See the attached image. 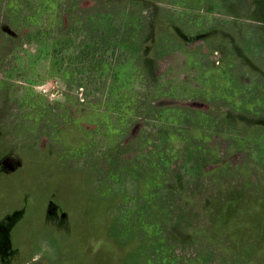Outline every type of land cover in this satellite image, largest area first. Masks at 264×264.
Returning <instances> with one entry per match:
<instances>
[{
  "label": "rangeland",
  "instance_id": "374dc122",
  "mask_svg": "<svg viewBox=\"0 0 264 264\" xmlns=\"http://www.w3.org/2000/svg\"><path fill=\"white\" fill-rule=\"evenodd\" d=\"M109 1L0 0V264H264V0ZM120 3L142 32L101 56L86 30ZM101 77L126 81L125 111ZM150 187L181 233L207 236L120 240Z\"/></svg>",
  "mask_w": 264,
  "mask_h": 264
},
{
  "label": "trees",
  "instance_id": "16d2710c",
  "mask_svg": "<svg viewBox=\"0 0 264 264\" xmlns=\"http://www.w3.org/2000/svg\"><path fill=\"white\" fill-rule=\"evenodd\" d=\"M9 1L10 0H6L7 4H9ZM187 2L191 3V0H187ZM103 3L104 2H101V5L99 6L100 9H102V10L110 8V5H112V6L114 5V2H111L109 0H106L105 4H103ZM205 3H206V0H195L194 4L197 7H199V9L202 10V9H205ZM132 6H133L132 3H129V4L120 3L119 7L116 10L124 11V14H122V15L116 14V19L118 20V22L116 24L109 25L108 27L106 26V28H103V29L94 27V28H88V30H86L88 32L87 37L91 36V33H94V34L99 33L100 34L97 37L96 36L95 37L98 40L97 48L101 49V54H100L101 56L106 53V50L108 48H111V52H114V49L117 46L122 47L123 45H125V47H126L128 45V42L130 41V38H128V32H132L135 30L139 34L142 32V26H141L142 25V23H141L142 14L138 13V11L137 12L132 11ZM89 25L92 26V22H90ZM87 47L89 48L88 44H87ZM115 62L116 61L111 62L110 65L105 64V66H103L104 69L103 70L100 69V70H102L100 73H104L105 67L107 65H109L108 66L109 76H111V78H112V75L116 73L115 70H113L115 67V64H116ZM112 64L114 67L112 66ZM86 65H87V63H86ZM103 67H101V68H103ZM85 68H86V70L92 69L91 66H86ZM102 80H103V82L109 83V85H108V83H106V85H108L107 90H106V93H108V98L110 97V94L116 95V97H117V101L112 102L111 107H114V108L121 110V111H123V110L125 111L126 105L128 107V104L130 103V101H128L130 97L125 96V98L128 99V100H125L123 98V95L121 94V92H119L118 90L120 87H125L124 84L126 83V81H118V84L115 86L113 84V82H110L108 79L102 78ZM106 103H107V99H106ZM194 131H198V137L201 140H203V141L206 140L205 136L207 134L202 133V131H200V130H194ZM206 137H208V136H206ZM106 154H107V152L103 151L101 153L100 157H102V156L105 157ZM145 164H147L146 160H145ZM67 181H69V179ZM70 183H71V181H70ZM62 189H63V191H62L63 195H62V198L60 199V201L58 202V205L60 204L61 209L66 214L68 211L73 210L72 217L71 216L70 217L72 220L73 219L77 220V218H75V217H78L80 215V212L82 211L81 204L75 200V199H79V197H74V195H73L74 192H72V190L68 189L67 186L62 188ZM175 189L176 188L169 185V192L170 193H174L176 195V193L180 192L177 189L176 190ZM152 190H153L152 187H150L145 192L140 190V191H136V192H131L132 195H129V198L131 200H134V201L138 200V201H135L137 204L133 206V209H132L133 214L130 217L131 218L130 221H128L125 224H123L120 220L115 221L114 231L117 232L116 233L117 237L120 240H123V241L127 240L126 238L123 239L120 237V236H124V235L125 236H137V235L138 236H142V235H144V236H171L173 238H175L177 236H182V239H181V237L178 238V239H180L179 241L184 240L185 239L184 236H190L188 241H182V242H190L191 243V242L201 241L202 239H204V237L207 236V234H208L207 230L206 231L205 230L200 231L198 234H191L192 232L190 231V229H188L187 231H184V234L181 233L182 230H180V226H181V222L183 221L181 216L178 218V220H174V219H172L174 212L169 207H167V206H165L159 202L154 203V202L150 201L149 200V194L154 193V192H151ZM175 195H173V196H175ZM163 197L164 196H162L161 199ZM67 201L68 202L69 201L70 202H78L77 203L78 208L73 205L74 207H71V209H70V207H68L69 204ZM139 201H141V204L139 203ZM183 207L185 208V206H183ZM183 207H181V208H183ZM134 208H136L137 211L134 210ZM186 209L187 208H185L184 210H186ZM73 216H75V217H73ZM133 216H135V219L133 218ZM78 220H81L80 216L78 217ZM78 220H77V226H78V229H80L82 227V225L79 224ZM185 224H186L185 226H190L191 224H193V221H191V220L187 221ZM202 224H204V223H202ZM182 227H184V226H182ZM149 230H151L150 233H148ZM153 231H155V232H153ZM89 236H92V233H90ZM194 236H196V237H194ZM120 240H116V241L119 243ZM157 244H159V242L156 244L151 243L149 246H144V248L148 251L156 252V251H158L156 248L159 247V245H160L159 244L157 246ZM218 247H220V246H218ZM220 248L222 249V247H220ZM116 251H117L116 248H113V247H110L109 249L104 250V252H106L108 255V260H112L116 257L115 255L118 252V251L117 252ZM80 259L85 261L83 258H80Z\"/></svg>",
  "mask_w": 264,
  "mask_h": 264
}]
</instances>
